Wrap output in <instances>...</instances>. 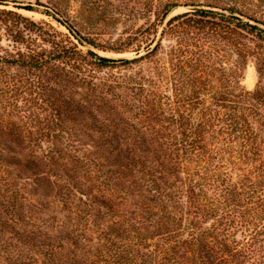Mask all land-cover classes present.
Instances as JSON below:
<instances>
[{
  "label": "trees",
  "instance_id": "1",
  "mask_svg": "<svg viewBox=\"0 0 264 264\" xmlns=\"http://www.w3.org/2000/svg\"><path fill=\"white\" fill-rule=\"evenodd\" d=\"M135 4L144 23L109 46L52 14L133 58L0 10V264H264V85L221 63L253 56L264 78L249 43L264 19L229 0Z\"/></svg>",
  "mask_w": 264,
  "mask_h": 264
},
{
  "label": "rangeland",
  "instance_id": "2",
  "mask_svg": "<svg viewBox=\"0 0 264 264\" xmlns=\"http://www.w3.org/2000/svg\"><path fill=\"white\" fill-rule=\"evenodd\" d=\"M229 2L232 4L235 2L241 7L243 5L249 6L251 10L256 12L255 14H257L259 18L264 19V0H229ZM29 6H31L33 10H27L26 8ZM138 8L139 6L136 4L133 6V0H0V10L5 9L17 11L46 27H53L54 30L60 34V37L73 41L84 51L92 49L103 56L113 58H133L136 56V47H131L125 52H116L109 49L80 45L78 44V40L75 39L70 31L64 25L59 23L56 18H62L73 23L81 34L93 38L100 44L109 46L111 44H118L123 38H125L128 31H131L144 23L145 20L141 19L137 14ZM53 10L60 13L59 15H56V18L52 15ZM188 11H191L189 6L178 7L172 12L169 18ZM4 33V26L0 21V46L8 48L10 43L6 39ZM249 43L252 46L255 44L261 45L260 53L264 56L263 41L249 40ZM175 44L176 38L174 37H166L163 41L166 50H169ZM194 49L200 52L201 50H206V47H194ZM223 58V62L221 63H223L225 68L228 69V74L231 73L230 68L234 67V65L238 64L239 66L243 64L245 66V63L247 62V65L244 68V78H242V84L247 89L254 90L259 82L264 85V78H260L257 71V59L255 57L251 56L248 60H245L244 63H241L240 58L235 52H223ZM146 64V62H143L141 65L146 66ZM9 70L8 73L10 75L18 74L16 68ZM106 71H108V69ZM0 88L5 92L3 85H1ZM5 94L11 95L6 92ZM31 104L33 105V102H31ZM1 106L4 105L2 104ZM9 118H11V116H9V109L0 108V124L5 123ZM14 120H16V118Z\"/></svg>",
  "mask_w": 264,
  "mask_h": 264
}]
</instances>
